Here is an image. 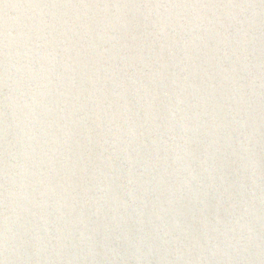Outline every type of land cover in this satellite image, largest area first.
<instances>
[{
    "label": "water",
    "instance_id": "95a60500",
    "mask_svg": "<svg viewBox=\"0 0 264 264\" xmlns=\"http://www.w3.org/2000/svg\"><path fill=\"white\" fill-rule=\"evenodd\" d=\"M0 264H264V0H0Z\"/></svg>",
    "mask_w": 264,
    "mask_h": 264
}]
</instances>
